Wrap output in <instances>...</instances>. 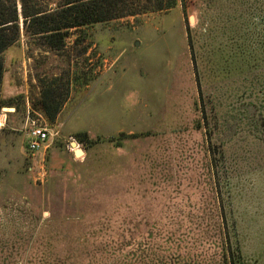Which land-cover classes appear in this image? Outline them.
Instances as JSON below:
<instances>
[{
    "label": "rangeland",
    "instance_id": "374dc122",
    "mask_svg": "<svg viewBox=\"0 0 264 264\" xmlns=\"http://www.w3.org/2000/svg\"><path fill=\"white\" fill-rule=\"evenodd\" d=\"M263 14L264 0H177L71 30L60 51L19 19L2 58L5 96L20 48L31 57V108L49 84L68 82L69 95L52 123L30 115L46 149L29 154L20 131H0V264H227L234 252L264 264V145L248 127L225 136L233 147L217 169L228 189L206 147L220 129L206 81L212 52L231 43L225 31L236 38L238 19Z\"/></svg>",
    "mask_w": 264,
    "mask_h": 264
},
{
    "label": "trees",
    "instance_id": "16d2710c",
    "mask_svg": "<svg viewBox=\"0 0 264 264\" xmlns=\"http://www.w3.org/2000/svg\"><path fill=\"white\" fill-rule=\"evenodd\" d=\"M177 0H0V85L3 77V53L16 44L20 38L19 19L24 32L41 39L48 49L60 51L64 39L71 30L91 27L126 17L134 18L147 13H157L175 8ZM20 6V12L18 10ZM242 29L236 36L234 31H225L231 43L224 49L213 51L219 59L211 64L206 81L210 86L209 97L213 98L216 120L220 126L215 135L207 133V151L212 161V168L217 175L222 173L224 188H229L231 177L217 165L226 161L230 141H224L226 135L240 134L248 127L249 135L259 146L264 145V14L261 16L238 19ZM232 23V21L230 22ZM234 37V38H233ZM227 39V37L225 36ZM189 41V40H188ZM189 43V42H188ZM196 59L192 66L196 69L197 80L205 81L202 70L199 71ZM206 85V86H207ZM198 90L203 94L201 84ZM69 86L49 84L42 91V96L32 104V110L41 113L46 121L52 123L68 99ZM230 98L233 105L219 103ZM252 102H246V100ZM227 109V112L223 108ZM240 107V108H239ZM1 108V101H0ZM224 108V109H225ZM233 111V115L229 112ZM204 112V111H203ZM215 112V111H214ZM243 128V129H242ZM121 136H125L121 134ZM218 140H223L218 141ZM214 142V143H213ZM221 142L218 149H214ZM213 143V144H212ZM218 150V151H217ZM221 187V185H220ZM227 264H248L241 254L230 253ZM225 263V262H224ZM226 264V263H225Z\"/></svg>",
    "mask_w": 264,
    "mask_h": 264
},
{
    "label": "crops",
    "instance_id": "0c3cea01",
    "mask_svg": "<svg viewBox=\"0 0 264 264\" xmlns=\"http://www.w3.org/2000/svg\"><path fill=\"white\" fill-rule=\"evenodd\" d=\"M15 46V45H13ZM21 54L20 58L16 59L12 62L10 69H15L11 73L14 78H17L19 72L20 65L24 67V72L21 73L22 79L19 85L15 83V79L11 78L12 85L15 87L14 91L10 95H6L3 91V78H5L6 73V65H5V57L3 63V77L1 78V85H0V101H1V108H0V131L4 132H21V136H25L27 138V131L29 128V119L31 114H36L31 109V103L33 102L34 98H31V89L32 84L35 85L34 80L31 81V85L28 83L29 79V62L30 56H27L26 51L24 48H20ZM38 92V88L36 87ZM20 97V99L18 98ZM38 97V94L35 95ZM43 148L46 149V146ZM42 148V149H43ZM83 155V154H82ZM81 155V156H82Z\"/></svg>",
    "mask_w": 264,
    "mask_h": 264
},
{
    "label": "built area",
    "instance_id": "2783aa9c",
    "mask_svg": "<svg viewBox=\"0 0 264 264\" xmlns=\"http://www.w3.org/2000/svg\"><path fill=\"white\" fill-rule=\"evenodd\" d=\"M27 138V153L34 154L45 146L48 134L45 128L37 123V121L29 119Z\"/></svg>",
    "mask_w": 264,
    "mask_h": 264
},
{
    "label": "water",
    "instance_id": "95a60500",
    "mask_svg": "<svg viewBox=\"0 0 264 264\" xmlns=\"http://www.w3.org/2000/svg\"><path fill=\"white\" fill-rule=\"evenodd\" d=\"M20 8V6H19ZM135 46H136V43H135ZM71 146L74 147V153L77 157L81 156L83 154V152L76 147L75 143H71Z\"/></svg>",
    "mask_w": 264,
    "mask_h": 264
}]
</instances>
